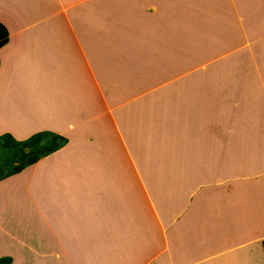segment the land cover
Listing matches in <instances>:
<instances>
[{"label": "crops", "instance_id": "0c3cea01", "mask_svg": "<svg viewBox=\"0 0 264 264\" xmlns=\"http://www.w3.org/2000/svg\"><path fill=\"white\" fill-rule=\"evenodd\" d=\"M54 1L0 0V23L8 31V42L0 48V108L9 107V111L0 113V135L8 133L15 140L23 141L37 132L51 131L68 140L59 150L0 181V257H10V264H264V0H209L208 13H211L210 17L216 23L205 22L206 14L202 12L200 26L193 25L196 14L187 17V14L182 16L175 11L177 8H173L171 2L176 0L161 1L164 4H160L161 13L165 15L163 23H160L158 15L152 22L143 25V21L131 18L129 14L123 17L121 8L111 27L126 29L128 26L127 30L135 28L130 34L134 41L129 39V35L124 38L132 42L131 47L126 50V46L115 49L111 60L117 64L111 69L106 66L105 38L96 40L94 37V41L89 37L91 30L103 32L102 27L110 17L106 15L107 0L98 1L92 9L90 5L85 6V9L82 7V15L77 12L81 20L74 23L76 11H68L70 15L65 17L55 8ZM180 2L177 1L178 6ZM65 3L66 6L75 4L74 0H65ZM116 3L117 0H109V7ZM224 13L227 14V25L217 18ZM213 24L217 25L220 41L227 45L226 57L217 64H225L232 71L243 70L241 88H248V100H252L245 98L246 89L242 100L234 103L242 110L243 118L238 121V127L241 125L244 134L241 139L244 142L255 141V144L257 140L262 149L255 150V144H251L240 154L243 158H236L238 150L234 152L227 144L236 141L239 132L229 134V127L226 129L223 126L231 125L227 108L216 113L205 103L197 105L194 101L193 106L188 104L185 93L170 99L172 102L168 104L172 111L166 114L168 121L165 119L160 123L158 120L161 118L152 108L156 102V98L151 95L152 88H147L148 92L141 89L139 97L135 95V99L130 101L135 114L130 112L125 123L116 122L121 124V128L125 126L121 132L116 130L120 142L115 137L111 141L107 137L102 139L100 134L97 137H101L100 148L97 149L101 153L95 156V161L98 160L95 165L106 162L117 154L114 146H121L125 140L130 148V157L140 162L136 163V167L144 174L142 181H145L144 192L135 194L134 189L129 191L130 196L136 197L132 199L135 202L132 206L138 208V213L141 203L144 208L151 200L161 204V217L158 219L164 224V229L161 239L156 237L159 243L149 238L150 234H146L148 239L142 235L141 241L144 245L152 240L155 246L163 242L162 249L158 255L148 252L150 256L141 259L138 250H129L124 244L121 245L122 237L119 235L125 231L130 237L138 236L143 225L141 216L139 213L132 215L134 212L127 216L121 212L108 213L117 201H107L98 190L103 188L107 195L105 190L113 187L122 196H127L128 193L122 190L126 176L124 168L119 170L112 165L116 177H119L116 183L111 185L105 180L102 187L94 188L98 190L97 195H91L93 181L90 180L94 175L89 174L85 181H77V184L70 170L77 162L74 157L82 155L75 145L76 136L89 138L90 132L96 129L87 123L92 122L96 109H100L98 106H105L109 112V109L116 111L118 108V102L103 97L98 88H122L129 82L144 88L140 82H147L152 77L146 74L140 79L146 68L141 62L154 61L153 50L156 45H160L158 49L163 51L172 38L180 43L181 40H189L194 45L202 36L204 26ZM75 26L83 27V34L79 38L72 31ZM160 26H166L169 31L158 30ZM224 29L226 32L221 37ZM179 32L183 33L182 37L176 34ZM147 33L150 36H146ZM207 33L212 35L211 32ZM212 44L216 48V44ZM167 50L173 54L168 47ZM102 54L105 62L104 70L101 71ZM161 54L160 64L162 61L164 66H159V70L169 64L166 54ZM132 58L139 65L131 64ZM167 60L168 63H164ZM234 64H238L240 69L235 68ZM139 67L141 73L137 72ZM253 88H258L256 98L250 94ZM97 92L103 104L97 98ZM164 94L172 96L168 92ZM186 108L193 115L195 113V122L205 121V126L212 124L216 127L213 130L207 127L205 130V126L200 127L203 130L196 129L197 125L192 126L194 117L190 118L182 111ZM203 108L208 113L202 112ZM15 109L16 112L21 110L22 118L8 115ZM46 109H50V113H45ZM180 115L187 117L181 124L177 123ZM176 117L177 120L174 119ZM226 117L228 122H222ZM80 124L82 127H79ZM169 124H178L177 136L173 137ZM253 124L259 126V138L249 139L254 136L251 130ZM218 125L226 134L224 142L220 144L217 143ZM132 126L137 132L126 138L122 131ZM191 142L193 147L188 150ZM191 150L199 156L194 157ZM90 155V152L86 154ZM64 157L66 163L60 165L57 160ZM69 157H73L71 161ZM82 166L80 163V168ZM239 175L253 177L255 181L246 179L242 183L237 182L236 177ZM84 177L81 176L82 179ZM10 181H14V189L19 188L16 192L23 194L19 196L22 199L16 198V202L15 198H9L13 190ZM226 182L231 185L233 192L217 191L215 184ZM159 183L173 185L163 190L159 188ZM204 184H210L207 189L213 193L209 194L215 196L208 200L209 205L205 202L206 198L200 197V201L195 197L199 187ZM10 199L12 212L7 213ZM136 217L139 219L136 220ZM19 220L22 221V227ZM124 222H127L126 230ZM250 244L254 247L251 254L248 252ZM107 249H110L109 258L103 256ZM235 252L239 254L233 257ZM253 253H259V261L252 260ZM224 255L228 257L224 258Z\"/></svg>", "mask_w": 264, "mask_h": 264}, {"label": "rangeland", "instance_id": "374dc122", "mask_svg": "<svg viewBox=\"0 0 264 264\" xmlns=\"http://www.w3.org/2000/svg\"><path fill=\"white\" fill-rule=\"evenodd\" d=\"M98 1H100V0H74V3L76 2L75 4L71 3L69 6H66L65 0H55L54 6L62 14H64L65 17H68L70 15V14H68L69 13L68 11H72V10L76 11L75 15H74V18H75L73 21V23H74V22H78L81 20L78 18L77 12H80V14H81L83 11V9H81L82 7H84V9H85L86 8L85 6L90 5L91 9H92V6H95L98 3ZM117 1H118V3H116L112 7H109V0H107L108 9L106 10V15L110 16V17H108L107 23L104 24L102 27L103 32L98 33V31L91 30V33L89 36L90 39H92V40L94 39V41H95V38H96V40H98L102 37L105 38V41H106V45H105V50H106L105 55L106 56L105 57H106V59H108V60H106V66L110 69L113 68L115 64H117L114 60H111V58H114L113 52H115V49L117 50V47L126 46L125 50L130 48L132 42H130V41L128 42L124 38L128 37V35L130 36V34L133 33L135 30V28H131L130 30H127L128 26L126 27V29H124V28L120 29V27L117 29V28H115V26L112 29L111 25L113 23H115V20H116L115 18H117L118 12L121 8L123 9V13H122L123 17H125V15L129 14V16L131 18L132 17L138 18L139 20L143 21L144 22L143 25H146L145 23L152 22L155 19V17L158 15H159L160 23H161L162 20L164 21V16H165L164 13H161L160 4H162V2H161L162 0H122V1L117 0ZM177 1L178 0H176L175 2H171V6L173 8H177L175 11H177L180 15L185 16V14H187L186 15L187 17H191V16H195L194 14H196V16L193 20V25L200 26V21L202 20V12H204L206 14V15L203 14V15H205V20H207L205 22L216 23V20H214L210 17L211 13H208V11L210 9V1L209 0H204V1L203 0H181L182 2L179 3V6H178ZM196 1L198 3H194ZM68 2H72V1H68ZM162 5H164V4H162ZM166 5H167V2H166ZM62 6H64V7H62ZM198 8H200V10ZM193 12H198V13H193ZM90 13L93 14L94 12H90ZM96 14H97V17H99L98 12H96ZM217 18L219 19L220 22H223L222 23L223 25H227V14L224 13L222 16L217 17ZM46 19H48V17ZM71 19H72V16H71ZM118 19H124V18L118 17ZM126 22H128V20ZM213 25L214 26H206V27L204 26V28L202 30V33H203L202 36L198 38V42L197 43L195 42L194 45H193V43L190 44L189 40H184V41L181 40V43L178 42V40L175 38H172L171 40H169L167 47L169 50H171L173 52V54L168 53L167 47L165 48V50L161 51V49H158L160 45H156V48L153 50V54H154V58H155L154 61L150 60V61H148V63L141 62V65H146V68L144 69V73L140 76V79L143 75H146V74H150L152 77V79L147 81V82H140V85L144 86V88H140L139 85L137 86V85L130 83V82H129V84H127L123 87L121 86L122 88H111L110 86H109V88H98L102 91L103 97L106 96L107 98L109 97V99H113L114 100L113 102H116V103L118 102V104H117L118 108L116 109V111H114V109H109L110 110V112H109L108 109L104 108L105 106L104 107L102 105L98 106V108H100V109H96L97 112L91 118L92 122L90 121L87 123V125H92L96 129L94 131L90 132L89 138L88 137L85 138V136H82V137L76 136L78 139H76L75 145L77 146V148L79 147V149L82 151V155L86 156L87 153H89V152L91 153L90 156H86V157H84L82 155H76V157H74V158H77V162L75 164H73L74 166L72 165L70 167V170L73 174V177H75L76 183H77V181L78 182L85 181L86 177H88L89 174L94 175V177H91V180H90V182L93 181V182H91L92 185L90 188V190H92V191H90L91 195H97L98 190H100L101 196L106 197L107 201H111V200L117 201V204H115L116 206L110 205L111 209L108 210V213L121 212L124 216L131 214V212H134L132 214L134 216L139 213V216H141L140 222L141 223L143 222V225L140 227V230H139V235L137 236V234H136V235H133L132 237H130V236H128V233L125 231H124V233H120L119 235H120V237H122L121 245L124 244L126 246V248L129 250L131 248L138 250V254H140L141 259H143L142 257H144V259H145L146 255L150 256L148 252H151L150 253L151 255L152 254L158 255L157 253H159L162 249L161 247H162L163 242L161 244H156V246L153 242V241H155L156 243H159V240L156 239V237H159L161 239L162 229H164V224L162 223V221L160 219H158V217H161V215H159V214H161V212H160L161 204H158L154 200H151L149 203L146 204V206L144 208V207H142L143 203H141L140 204V210L138 213H136L138 208L136 206H132V204L133 205L135 204L134 200L132 201V199L136 198V197L130 196L129 191L134 189L135 194L138 191H143V192L145 191V188H143L145 184L142 181L144 174L140 171V169L138 167H136V163L140 164V162H138L139 160L130 157V155H129L130 148H129L127 142H125V140H124V142H123V144H121V146L116 147L117 144L114 146V151L117 153V154L114 153L115 154L114 157H110V158H108V160H106V162L101 161V163L95 165V162L98 161V160L95 161V159H96L95 156H98L99 153H101L97 149L99 147V144H100L99 139H101V137H99V138H97V137L100 134H102V139H106V137H107V138H109V141H111L115 137V139L117 138L118 142H120L119 141V135H118L117 131L119 130V132H121V129H125V126L123 125V128H121V124H117L116 122L122 121L123 123H125V121L127 120L126 119L127 115H130V112L132 114L135 112V109H133V107L131 106L132 104H130L131 103L130 101L132 100V98H135L136 97L135 95H137V97H139L141 89H142V91H144L147 88H152L151 95L156 98V102H154L155 105H152V108H153V111L158 113L159 117L161 118L160 120H158V121H160V123H162L165 119H166L165 120L166 122L168 121V119H167L168 116L166 114H169L172 111V108H169L170 106L168 103L172 102L174 96L180 97V96H182L183 93H185V99L187 100L188 104L189 103L192 104V103H194V101H196V102L199 101V103H197V104L205 103L207 106L211 107L214 111H216V113L218 111H220V113H221L222 111H224L227 108V110L230 112L229 113V116H230L229 121H230L231 125L224 124L223 126L226 129H228L227 127H229V131H228L229 134L235 135L239 132V135L237 136L236 141H229L227 144V147H230L234 152L238 150V154L236 155V158H243V156H241L240 154H243L244 150H246L247 147L250 146L251 144L254 145L255 141L244 142L241 139L244 134H242L241 125H239V127H238V121L242 120V118H243L241 115L242 110L239 109L238 104L234 105V103H236V102L238 103L242 100V97L245 96V90L246 89H247V96H245V98L248 100V88H241L242 81L244 79L243 78V70L232 71V70H229L230 68L228 69L225 64L224 65L219 64V63L217 64V62H220V59L226 57L227 45L224 41H220L219 35H218L219 33L217 32V25L216 26H215V24H213ZM158 30H161L163 32L169 31V29L166 26H160V27H158ZM220 30H221V28H219V32L221 33ZM72 31H74V35L79 38V35L83 34V32H82L83 27L75 26L72 29ZM77 31H79V32H77ZM206 31L211 32L212 35L210 33H207ZM225 32L226 31L224 29L222 31L221 37L224 35ZM176 34L180 35V37L183 36V33H181V32L176 33ZM68 35L70 36L71 34H68ZM68 35H66V36H68ZM84 36L87 37L88 34H84ZM132 36L133 35H131L129 39L131 41H134ZM146 36H150V35L147 33ZM169 38H170V35H169ZM212 43L216 44V48H214V44H212ZM242 43H243V41H242ZM145 44H142V46H146ZM139 46H141V43ZM162 52L166 54V57L169 60V64L167 65V67H165V68L163 67L159 70V68H158L159 66H161V65L164 66L162 61L160 64V58H159L162 55L161 54ZM133 54H135V53H133ZM133 54H131V55L133 56ZM101 58H102L101 59V71H102V70H104V62H105L103 60L104 59L103 54H102ZM168 60L164 63H168ZM237 62L238 61H236V63ZM135 63L138 64V62H136V59L132 58L131 64L135 65ZM234 65H235L234 66L235 68L240 69V66H238V64H234ZM214 67H217V68H214ZM141 68H142V66H141ZM242 69H244V65H243ZM137 72L141 73L142 69L140 71V67H139L137 69ZM146 80H148L147 77H146ZM92 89L95 90V88H92ZM115 89H117V90H115ZM148 91L149 90H146V92H148ZM187 91H190V92H187ZM166 92L171 93L172 96L171 97L165 96L164 93H166ZM186 93H188V95H186ZM250 94H251V96L254 95V97H255V95H256V97H257L258 96V88H253V90L250 91ZM96 95H97V98H99L100 103L103 104V100H102V97L99 94V92H97ZM170 99H172V100H170ZM248 101H252V100H248ZM193 106H195V105H193ZM130 109L132 111H130ZM142 109L145 110L143 107H142ZM47 110H48V112H47ZM7 111H9V107L0 108V113L1 112L6 113ZM202 112L208 113V110L206 108H203ZM13 113H8V115L9 116L13 115L14 117H18V118L23 117L21 110H18L16 112V109H15L13 111ZM42 113H44V112H42ZM45 113H50V109H46ZM186 114H188V116L190 118L194 117L192 119V121H193L192 126H194V124H195V125H197L196 129L203 130L200 127L205 126V123H206L205 121L204 122H195V117H196L195 113L193 115L191 113V111L187 108H186V111H184V115H186ZM40 115H38V116H40ZM30 116H32V115H30ZM256 116H258L257 113H256ZM99 118H101L102 120ZM97 119H99L100 121H97ZM174 119L177 120V117ZM226 119H227V117L224 118L222 120V122L227 123L228 121ZM158 121H156V122H158ZM183 121H184V117H181V115H180V121L177 123L181 124V122H183ZM98 122H101V124ZM117 125L119 126L118 128H116ZM211 125L212 124H210L208 126L206 125L204 127V129L207 130L210 128L209 130H213L216 127V126H211ZM169 126H172L171 129H172L173 137H174V135L177 136V134H178L177 132H179L178 128H177L178 124H169ZM218 126H219L218 127V129H219L218 137H219L220 142L218 141L217 143L220 144L221 141L224 142V137H226V134H225L224 129L220 125H218ZM79 127H82V124H80ZM206 127H207V129H206ZM156 128H158V127H156ZM132 129H133V132H131ZM251 130H252V132H253L252 134H254V136H252L250 138L248 136V138L249 139H252V138L255 139L257 137L259 138V136H258L259 135V126L257 124H253L251 127ZM129 131L131 132L130 134L128 133ZM44 132L56 134V133L51 132V131H44ZM105 132H106V134H104ZM135 132H137L135 126H132L129 128V130L127 129V131H125V130L122 131V134L124 136L126 134V138H127V137H131L132 134L134 135ZM96 133H97V136H95ZM158 134H159V132H158ZM183 139H185V138H183ZM259 144L260 143H258L256 140V144L254 145L255 150H259V149L261 150L262 149V145L259 148ZM213 145H215V143ZM192 147H193V143L191 142L190 145L187 147V149L189 150ZM252 148H253V146H252ZM187 149L186 150L184 149V150L188 151ZM96 151H98V152H96ZM120 151H121V153H120ZM191 152L193 153L194 157L199 156L198 153H196V154L194 153V150H191ZM185 154H187V153H185ZM7 158H8L7 153L0 146V176H1V173L3 175L7 171V166L5 165ZM72 158L73 157H69L70 161ZM65 161H66L65 157L60 158V160H57V162L60 163V165H64V163H66ZM80 163H82V165H83L81 168H80ZM112 165L113 166L115 165L119 170H121V168H124L126 176L123 179L122 190H124V191H126V193H128L127 196H125V195L122 196L121 193L117 192V190H115L113 187H108V189L105 190L107 192L106 193L107 195H105L103 188L102 189L99 188L98 190L94 189L97 186L102 187L101 184H103V182L105 180L108 181V183L111 185L113 184V182H114V184L116 183V181L118 180L119 177H116L114 170H112ZM115 166H114V168H115ZM103 169H105L106 171H103ZM240 171H241V169H240ZM238 172H239V170H238ZM83 175L85 177L82 179L81 176H83ZM246 179L247 180H253L254 178L253 177L252 178L243 177L241 175L236 177V181L240 182V183H242ZM254 181H255V179H254ZM10 184H11V187L13 188V190H12L9 198H13V199L15 198V202L17 200L16 198L22 199L19 196H21L23 194L18 193L19 191L16 192V190H18L19 188L14 189L16 187V185L14 184V181H10ZM171 185L172 184L164 185L162 183H159V188L163 187L162 189L166 190V188H169ZM209 185L210 184H204V185L200 186L198 194H197V196H195L196 198L200 199V201H201L200 197L206 198L205 202L207 205L210 204V202L208 200H210L212 197H215V196L209 194V193H213L209 189H207L209 187ZM215 185H216L217 191L228 190L230 193L233 192L231 185L228 184L227 182L225 184L224 183H218ZM86 191H88V190H86ZM30 196L33 197L34 195H30ZM119 199H120V203L118 202ZM140 200H141V198H140ZM145 200H146V198H145ZM10 201H11V199L7 203V207H6L7 213L12 212V209H11L12 205H11ZM108 204H109V202H108ZM157 204H158V206H157ZM154 206H155V208H154ZM159 208H160V210H159ZM134 218L135 217H133V219ZM137 219H139V218L136 217V220ZM19 225H20V227H22V225H23L22 221H20V220H19ZM126 225H127V222H124V226H123L124 230H126ZM146 234H150L149 238H153V241L151 240V242H149L148 244L143 245L142 241H141V236L143 235L144 238L148 239ZM252 244H254V243H252ZM252 244H250V248H249L250 251L248 250V252L250 254L253 252V249H254ZM262 246H263L262 251L264 252V242L262 243ZM147 250H149V251H147ZM109 252H110V249L105 250L103 256L109 258V256L111 255ZM238 254H239V252H235L232 256L236 257ZM240 254H241V252H240ZM223 257L224 258L228 257V255H224ZM252 260L255 262L259 261L260 260L259 253H253ZM199 264H202V263H199Z\"/></svg>", "mask_w": 264, "mask_h": 264}, {"label": "trees", "instance_id": "16d2710c", "mask_svg": "<svg viewBox=\"0 0 264 264\" xmlns=\"http://www.w3.org/2000/svg\"><path fill=\"white\" fill-rule=\"evenodd\" d=\"M8 42V31L0 23V48ZM68 140L60 135L37 132L26 140L17 141L10 134L0 135V146L8 155L7 171L0 176V181L20 173L25 168L35 164L41 158L50 155L66 145ZM10 257H0V264H10Z\"/></svg>", "mask_w": 264, "mask_h": 264}, {"label": "bare ground", "instance_id": "6f19581e", "mask_svg": "<svg viewBox=\"0 0 264 264\" xmlns=\"http://www.w3.org/2000/svg\"><path fill=\"white\" fill-rule=\"evenodd\" d=\"M245 58V57H244ZM198 82V81H197ZM198 85V84H197ZM255 87V86H254ZM199 89V88H198ZM253 90V89H252ZM246 91V90H245ZM199 92V91H198ZM249 92V91H248ZM184 96V95H183ZM149 97V96H148ZM150 97H152V96H150ZM229 97V96H228ZM231 98V97H230ZM135 99V98H134ZM201 100V99H200ZM229 100V99H228ZM182 101V100H181ZM147 103V102H146ZM184 103V102H183ZM198 103V102H197ZM227 103V102H226ZM204 104V103H203ZM146 105V104H145ZM148 105V104H147ZM193 105V104H192ZM197 105H199V104H197ZM133 106V105H132ZM183 106H185V105H183ZM186 107V106H185ZM203 107V106H202ZM126 108V107H125ZM199 110H200V107L198 108ZM147 111V110H146ZM182 111H186V109H182ZM201 111V110H200ZM135 114V113H134ZM185 118V117H184ZM187 118V117H186ZM144 121V120H143ZM189 123V122H188ZM192 123V122H191ZM167 124V123H166ZM163 125L165 126V124L163 123ZM191 127V126H190ZM189 127V128H190ZM170 128H171V126H170ZM233 137V136H232ZM176 138V137H175ZM187 144V143H186ZM190 144V143H189ZM166 146V145H165ZM167 147V146H166ZM165 148V147H164ZM169 148V147H168ZM201 156V155H200ZM196 160V159H195ZM201 160V159H200ZM194 161V160H193ZM196 162V161H195ZM199 162V161H198ZM202 162V161H201ZM203 163H205V162H203ZM199 164V163H198ZM202 165V164H201ZM207 165V164H206ZM203 166V165H202ZM186 170V169H185ZM192 170V169H191ZM188 171V170H187ZM199 171V170H198ZM196 172V171H195ZM179 173V172H178ZM187 173V172H186ZM190 173V172H189ZM199 174H200V171L198 172ZM201 177V176H200ZM175 179V178H174ZM145 182V181H144ZM181 182V181H180ZM187 183V182H186ZM173 185V184H172ZM147 186V185H146ZM162 186V185H161ZM163 188V187H162ZM170 188V187H169ZM149 190V189H148ZM168 190V189H167ZM168 196V195H167Z\"/></svg>", "mask_w": 264, "mask_h": 264}]
</instances>
